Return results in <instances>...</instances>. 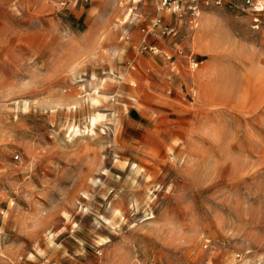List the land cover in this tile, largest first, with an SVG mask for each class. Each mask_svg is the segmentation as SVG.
<instances>
[{"label": "rangeland", "instance_id": "374dc122", "mask_svg": "<svg viewBox=\"0 0 264 264\" xmlns=\"http://www.w3.org/2000/svg\"><path fill=\"white\" fill-rule=\"evenodd\" d=\"M157 1L10 0L0 264H264V28Z\"/></svg>", "mask_w": 264, "mask_h": 264}, {"label": "built area", "instance_id": "2783aa9c", "mask_svg": "<svg viewBox=\"0 0 264 264\" xmlns=\"http://www.w3.org/2000/svg\"><path fill=\"white\" fill-rule=\"evenodd\" d=\"M65 1H61L60 5L64 6ZM225 4L237 6L234 0H158L156 4L157 15L150 23V27L143 28L141 31L144 33V37L148 34L151 35H168L173 32L172 28L168 24L162 22V14H171L175 17L181 18L183 15L188 14L191 20H195L199 17L200 13L211 7H220ZM242 8H246L251 13V27L253 29L264 28V20L261 18V14L264 11V0H242ZM158 28V30H155ZM145 40V39H144ZM143 40V41H144ZM149 49L152 53H157V48L154 45H143V49ZM178 52L181 53L182 49L178 48ZM191 70H195L198 67L200 61L195 60L191 56L188 57ZM190 97L194 98L196 91L190 90ZM42 264H57L55 261H46Z\"/></svg>", "mask_w": 264, "mask_h": 264}, {"label": "bare ground", "instance_id": "6f19581e", "mask_svg": "<svg viewBox=\"0 0 264 264\" xmlns=\"http://www.w3.org/2000/svg\"><path fill=\"white\" fill-rule=\"evenodd\" d=\"M115 79V78H114ZM116 81V80H115ZM117 82V81H116ZM116 82H114L113 80L112 81H107L106 80V82H102L101 83V87L102 88H104V89H111V90H115V91H117L118 92V90H117V88H116ZM82 87V86H81ZM100 92L99 91H96V92H93V96L92 95H90L89 97H88V102H87V106H96V104L98 103V102H100L99 101V99L101 98V95L99 94ZM103 97V96H102ZM77 100V99H76ZM78 104H80V102L77 100L76 102H74L73 103V106L75 107L76 105ZM115 104H117V105H119V102H116ZM114 104V105H115ZM82 106V105H81ZM94 106V107H95ZM122 107L124 108V109H126V106H123L122 105ZM117 108V107H116ZM118 109V108H117ZM94 115V114H93ZM93 120V119H92ZM89 126V125H88ZM92 130V129H91ZM88 131V130H87ZM20 258V257H19Z\"/></svg>", "mask_w": 264, "mask_h": 264}, {"label": "crops", "instance_id": "0c3cea01", "mask_svg": "<svg viewBox=\"0 0 264 264\" xmlns=\"http://www.w3.org/2000/svg\"><path fill=\"white\" fill-rule=\"evenodd\" d=\"M9 3L10 0H0V18H2L4 15H7V13H9L8 12V10L10 9Z\"/></svg>", "mask_w": 264, "mask_h": 264}]
</instances>
